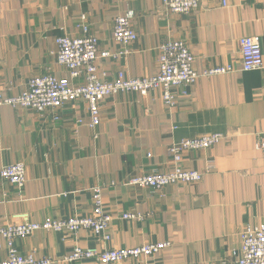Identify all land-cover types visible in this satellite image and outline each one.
I'll return each instance as SVG.
<instances>
[{
  "label": "crops",
  "instance_id": "0c3cea01",
  "mask_svg": "<svg viewBox=\"0 0 264 264\" xmlns=\"http://www.w3.org/2000/svg\"><path fill=\"white\" fill-rule=\"evenodd\" d=\"M118 15L129 17L138 33L128 46L113 38ZM84 24L102 48L129 51L118 60H99V72L107 80L120 71L139 77L157 74L160 45L175 39L187 43L197 71L229 63L235 70L199 77L187 87V96L176 89L174 106L164 103L159 90L107 97L95 129L87 125L89 108L82 99L58 109V120L52 110L4 105L0 169L23 162L27 180L20 191L0 176V226L21 214L32 221L88 216L91 188L102 185L104 209L113 215L109 242L88 229L75 235L40 230L14 240L19 252L48 257L50 264H99L66 257L75 245L104 249L170 242L158 254L125 264H221L234 259L242 230L264 223V68L242 70L239 44L241 37L257 36L264 53V0H202L190 13H170L162 0H1L3 95L20 94L37 75L70 78L56 61V38L82 36ZM216 132L225 138L206 149L185 151L180 163L169 153L184 138ZM177 165L203 172V179L161 190L127 183L133 176ZM130 212L141 218L122 217ZM7 254V240L1 239L0 261Z\"/></svg>",
  "mask_w": 264,
  "mask_h": 264
},
{
  "label": "built area",
  "instance_id": "2783aa9c",
  "mask_svg": "<svg viewBox=\"0 0 264 264\" xmlns=\"http://www.w3.org/2000/svg\"><path fill=\"white\" fill-rule=\"evenodd\" d=\"M202 0H162V5L170 13H190L195 11ZM1 10V0H0ZM86 20L85 15L82 17ZM83 35L56 38V61L66 67L68 77H58L46 73L31 77L18 95L4 96L5 86L0 79V111L4 105L14 108H29L39 113L55 111L54 119H60L56 113L67 103L85 100L88 103L90 121L89 128L95 129L100 124L101 103L107 97L121 92H136L141 96L150 91L159 90L165 104L174 106L177 100L175 90L179 89L183 96L188 95L187 87L194 84L201 76H212L230 73L235 70L229 63L205 69L200 72L193 66L195 59L187 43L180 39L167 40L159 47L158 73L152 76H131L120 71L113 79L107 80L100 74L98 62L111 58L118 60L129 51L127 48L111 51L100 46L99 38L92 33L90 26L84 24ZM113 38L117 43L128 46L138 38V33L131 19L118 15L114 20ZM242 54V70L252 71L264 68V53L261 41L257 36H244L239 40ZM82 78L81 83H73L71 79ZM79 119L78 123L83 124ZM225 138L220 132L194 138H184L169 147V153L176 163H180L183 153L188 150L206 149ZM204 173L198 170L184 169L180 165L172 170H154L148 174H139L128 180V184L148 187L154 190L178 183H194L203 179ZM1 178L16 185L21 191L26 183V166L16 162L0 169ZM93 209L88 216H68L63 218L46 217L42 221H32L27 214L18 215L17 220L0 226V240H7L8 254L0 264H50L48 257L37 258L34 254H22L15 246L16 238H25L36 231L51 230L77 234L82 229L93 232L103 242L111 240L110 225L113 215L104 209L103 186L91 188ZM123 218L139 219V213H124ZM170 242L145 243L135 247H81L75 245L67 255L69 261L96 259L99 264H125L130 260L149 258L169 247ZM232 260L224 259L221 264H264V223L247 225L241 232V244L233 252Z\"/></svg>",
  "mask_w": 264,
  "mask_h": 264
}]
</instances>
